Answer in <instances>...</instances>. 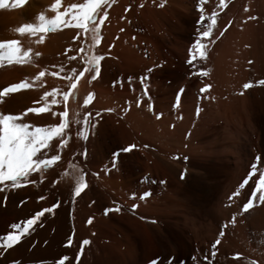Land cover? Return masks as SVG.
I'll use <instances>...</instances> for the list:
<instances>
[{"label":"bare ground","instance_id":"bare-ground-1","mask_svg":"<svg viewBox=\"0 0 264 264\" xmlns=\"http://www.w3.org/2000/svg\"><path fill=\"white\" fill-rule=\"evenodd\" d=\"M82 2L83 0H61L57 11L63 12L70 4ZM167 2L112 0L111 7L107 8L108 16L101 25V43L93 49V52L105 57L100 62L101 74L89 83L92 73L87 72L76 82L78 95L75 105L72 93L67 102L63 100L62 93L68 89L69 81L66 77L78 74L83 66L77 56L81 37L72 39L76 30L60 27L56 31L49 30L45 33L16 32V28L25 23H38L36 18L40 13L52 18L55 12L50 6L54 0H25L23 5L17 7L9 4L0 8V41L17 40L22 52L31 49L29 56L20 64H9L7 61L0 64V91L20 81L31 85L28 89H18L0 98V114L17 115L20 122L28 123L29 130H32L34 127L58 124L59 117H52L50 113L63 112L67 107L69 121L73 116L82 120L83 114L87 112L90 114V123L97 125L93 135L87 126L69 123L65 129L68 141L60 152L61 166L47 173L43 183L0 192V198L6 197L5 206L0 207V236L11 230V223H22L36 211L59 203L51 213H45L41 217L42 227L31 226L30 233L18 245L3 249L0 264H12L13 261L18 264H22V261L24 264H35L33 258L37 248H40L46 258H60L72 253L69 239H75L74 242L78 241L82 245V240L88 237L92 238L91 243L82 247L98 257L108 253L115 258L129 255L134 248L140 246L138 235L141 239L151 235L154 238L157 235L165 236L175 249L177 264L185 260L194 264L190 257L193 246L191 240L184 235L186 230L179 227L181 215L174 212L171 214L172 223L167 222L166 225L159 219L152 222L148 209L149 197L139 199L143 191L155 189L160 193L167 187L164 185L170 182L160 183L161 180H167V159L159 141H151L152 135L167 133L176 135V138H185L188 144L193 142L213 165L219 167L220 184L227 180L228 168L238 163L245 144L244 138L254 151L264 147V122L256 111L259 106L256 108L254 100L246 104L249 95L255 96L256 91H249L247 95L242 87L248 74L256 71L258 59L261 58L264 62V0H225L222 10L219 8V0H206L202 5L205 15H210L213 10L217 11L213 33L219 39L214 43H209L207 38L202 41L206 45V57L203 60L197 57L194 60L195 68L186 63L188 49L195 41L199 16L194 0ZM125 8L128 10L125 11ZM221 30H224L223 36H220ZM40 35L44 36L43 41H40ZM82 36L87 45L90 37L83 33ZM37 52L40 53L39 56L35 55ZM69 57L77 58L73 60ZM160 60L162 68H155ZM73 69L76 73H73ZM149 69L152 71L149 72ZM164 69L170 73L168 78L162 73ZM200 70H206L208 75H189L190 72ZM40 72L45 75L37 79ZM54 72L57 75H53ZM145 76L150 78L146 83L152 82L148 84V94L152 93L163 98L165 103L168 102L165 109L169 110L168 118L174 124L173 129L163 127L165 116L152 119L147 106L148 96H143L140 85ZM166 79L171 82L167 84ZM182 82L187 85V88L184 87V101L174 108L169 105L174 99L168 101L164 95H170L172 91L174 93ZM205 84L211 87L205 93H199L198 89ZM53 88L57 90L55 97L43 95L44 92L51 94ZM227 89L231 91L229 95L226 94ZM89 92L94 93V99L84 105L83 100ZM53 98L56 99V104H52ZM137 98L141 100L139 107L136 104ZM29 107H41L46 111L20 116ZM125 107L129 110L124 111ZM229 114L238 119H235V124L241 121L244 129H235L229 135ZM153 120L156 122L154 128L151 125ZM82 126L88 132L86 140L75 135ZM60 138L50 140L49 147L58 143ZM199 139L204 141L200 142ZM129 145L135 147L130 152H123L122 149ZM144 145L148 147L145 148ZM191 145L190 149L194 150L192 148L195 147ZM85 149L87 155L81 157L79 153ZM114 153H119L115 168L111 166ZM68 162L76 164L87 173L88 187L75 199L71 196L70 180L61 175ZM92 172H97L98 176L93 177ZM150 172L153 173L152 177ZM172 176L170 179L173 181L175 179ZM54 179L57 181L56 186L51 184ZM132 192L137 194L135 198H130ZM39 196H44L45 199L38 200ZM25 199L26 202L20 204ZM224 201L222 202L225 203ZM133 203L138 205L135 210L131 208ZM115 205H119L120 212L103 214L105 208ZM89 216L93 217V222L86 224L85 220ZM154 241L160 253L161 244L157 242V238Z\"/></svg>","mask_w":264,"mask_h":264},{"label":"snow or ice","instance_id":"snow-or-ice-1","mask_svg":"<svg viewBox=\"0 0 264 264\" xmlns=\"http://www.w3.org/2000/svg\"><path fill=\"white\" fill-rule=\"evenodd\" d=\"M25 0H0V8H4L11 4L12 7H17L23 5ZM206 3V0H197L196 8L199 13L198 19L196 21V35L195 41L188 49V59L186 63L195 68L196 64L194 60L198 57L203 60L206 57V45L202 43L204 39H208L209 43H214L216 39H219L218 36H215L213 33V27L216 24L217 20V11L213 10L210 15H205V9L202 7ZM61 4V0H54V3L51 4V9L55 12V15L52 18H47L44 13H40L36 18L38 23H25L22 26L16 28V32L20 34L24 33H45L49 30L56 31L60 27H71L76 30V35L73 36V40H76L77 37L80 38V46L77 50V56L83 62V66L78 74L71 75L66 77L68 79V89L62 93L63 100L68 101L69 95L77 88V81L81 77L85 76V73L91 72L89 83L93 80H96L100 73V62L105 59L101 54H96L93 52L98 45L101 43V25L105 22L106 17L108 16L107 8L111 7L112 0H83L82 3H72L68 7L64 8L63 12L57 11ZM161 6V5H158ZM225 6V0H219V8L222 10ZM128 9L125 8V11ZM247 11V9H245ZM123 18V17H122ZM249 19H255V17H249ZM231 24V21H229ZM227 27V26H226ZM83 34H87L90 37V42L85 45ZM224 35V30L220 31V36ZM40 41H43L44 36L40 35ZM17 40H7L0 41V64H3L7 61L9 64L16 63L20 64L23 62L24 58L29 56L31 49L27 51H21V48L18 46ZM36 56H39L40 53H35ZM77 57H69V59H76ZM251 63V62H249ZM73 73H76V70H72ZM149 72L152 69L148 70ZM57 75V73H52ZM44 72H40L37 75L39 77L44 76ZM190 76H207L208 72L206 70H200L198 72H190ZM148 77L145 76L140 81L142 94L143 96H148L149 85L146 83ZM256 84L264 85V79L256 81ZM30 84L26 81H20L18 83L12 84L10 87H5L0 91V98H3L5 94L14 92L18 89H28ZM252 86L251 82L244 83L242 85L243 89H249ZM211 86L205 84L203 87L198 89L199 93H205L207 89ZM183 87H178L176 90L175 103L173 107H177L180 103V97L183 94ZM57 90L52 89L51 94L49 92H44V96L48 97L52 95L55 97ZM94 99V93L89 92L83 100L84 105H88ZM57 101L55 98L52 99V104H56ZM127 105V101L125 102ZM141 103L140 98H137L136 104L139 107ZM149 110L151 111L152 105L149 103ZM124 111L129 110L128 107L123 109ZM46 110L41 107H29L25 112L20 113V116H25L26 113L38 114L45 112ZM106 111L111 112L112 109H106ZM52 117H59V123L56 125L48 127H34L30 129L28 123L20 122L19 116L12 114H0V192L5 189H17L28 184L43 183L44 176L50 171H54L55 168L60 167L62 163V157L60 155L61 150L65 147L68 141V135L65 133V129L68 128L69 123L76 125H84L92 130V134L95 135V129L97 125L95 123H90V114L84 113L83 119L78 120L74 116L69 121L68 110L65 107V111L56 113L51 112ZM99 115V113H97ZM162 113H157L156 118L160 119ZM174 125H170L172 127ZM63 134V135H62ZM76 137L79 139H87L88 132L86 127H80L79 131L75 133ZM54 137H61L58 143L49 147V142ZM134 145H129L122 149L123 152H130L134 148ZM145 148L148 145H144ZM51 153V154H50ZM75 155V153H72ZM81 157H86V149L79 153ZM119 153H114L111 160V166L116 167L118 163ZM173 159H178V157L173 156ZM186 159V157H185ZM254 163L250 165V176H255L257 173L259 179L255 181L256 191H253L249 194V197L241 203L240 211L249 212L253 207L258 206L254 203V200H258L264 203V168H258V162L260 157L256 156ZM62 176L70 180L71 196L73 199L80 196L82 192L88 187L86 180L87 173H85L81 168L77 167L76 164L68 162L67 166L63 168L61 173ZM93 177L98 176L97 172H92ZM184 173H181V179H183ZM32 177V179H30ZM147 179V178H145ZM161 184H164L165 181L161 180ZM53 186H56L57 181L54 179L51 181ZM248 184V179L245 178L238 187L243 189ZM240 192H232L228 199L231 201L234 197L238 198ZM136 193H130V198H135ZM151 193L149 191H143L139 195L140 200H144L149 197ZM38 200L45 199L44 196H39ZM26 202L25 200L20 201V204ZM6 197L0 198V207L5 206ZM19 206V205H18ZM59 203L54 206H50L39 211H36L30 218H27L22 223H11L10 231L7 234L0 236V255H3V249L13 248L18 245L21 239L27 236L30 233L31 226L37 225L42 227L41 217L45 213H51L53 207H58ZM138 207L136 203L131 205L132 210H135ZM121 209L119 205L114 207L105 208L103 210L104 215H108L110 212H120ZM237 214L234 213L231 217L230 223H234L236 220ZM93 222V217L89 216L86 220V224H91ZM224 232L221 231L218 236L222 237ZM46 243V242H45ZM68 244H71V240H68ZM90 241L88 239L82 240V245H89ZM220 244V239H216L213 242L212 247L215 249L216 245ZM83 251V248L80 250ZM215 252L211 253L212 256H215ZM239 253L233 254V258H238ZM79 255L77 256V260ZM72 264L67 256H62L58 258L54 264ZM12 264H18V262L13 261ZM155 264V262H153Z\"/></svg>","mask_w":264,"mask_h":264},{"label":"rangeland","instance_id":"rangeland-1","mask_svg":"<svg viewBox=\"0 0 264 264\" xmlns=\"http://www.w3.org/2000/svg\"><path fill=\"white\" fill-rule=\"evenodd\" d=\"M162 1L171 2L172 0ZM195 3L197 4V0H194V6L196 7ZM154 67L161 69L162 61L160 60ZM166 70L162 73L166 74V78H168L170 73ZM149 79L150 78L148 77V81ZM262 79H264V62L263 59L260 58L258 59L256 71L250 72L247 79L244 81V83L251 82L253 88L244 90L247 95L250 93L249 91H254V93L256 91L255 96L252 97L249 95L251 99L248 97L246 104H250L252 102L251 100H254L256 108L258 106L261 107H258V110L256 109V111L260 113L264 122V85L256 84V81ZM169 80H165L167 84L171 82ZM150 83L152 82L150 81L148 84L150 85ZM185 84L186 83L182 82L180 85V87H183L184 91L180 97L179 104H183L184 101L185 91L187 88V85ZM169 90H171V87ZM176 90L174 93L173 91L170 92V95H164V97H166L165 99L168 101L170 99H174L172 103L169 102V105L172 107L175 103L174 97L176 96ZM73 91L74 92H72L71 95L73 104L75 105L78 88ZM230 92L231 91L227 89L226 94L229 95ZM147 103V106L149 103L152 105L151 111L148 108L152 119L157 120L156 114L162 113L161 117L165 116V119L163 120V127L167 130L173 129L174 126L170 127V125L174 124L172 123V120L168 118L170 117L168 114L169 110L165 109L168 102L165 103L163 98H159L158 96L149 93ZM158 105H160V107ZM229 115L231 118V120L227 121V124L229 125H227V129L230 130L229 135L233 134L232 132H234L235 129H244L241 121H237L235 124L234 122L238 119L231 114ZM216 120H218V118H216ZM151 125L153 128L155 127V120L151 121ZM226 135H228V133ZM152 136V142L159 141V143L163 146L164 155L167 159L166 171H168L167 173L165 172V175H167L165 176V179L167 180L164 184H167L169 181L170 182L167 185H164L167 187L163 188L160 193L156 192L155 189L150 190L152 196H149L148 209L150 217L153 218H151V221L154 222L159 219L166 225L167 222L168 224H170V222L172 223L171 214L174 212L180 214L182 220L179 222V227L186 230L184 235L188 237L189 241L191 240L193 246L190 250V257L194 260V264H264V203L254 200V203L258 206L253 207L246 213L240 211L241 203L249 197L251 192L256 191L255 181L259 179V175L258 173L254 177L249 175L250 165L256 162L254 158L259 156L261 159L258 162V168H264V147H259L260 149L254 151L250 143L244 138L246 142L244 141L245 144L241 149L242 152L237 160L238 163L236 162L237 164L228 168L227 182L225 181L220 184L218 183V178L220 176L219 167L213 165L209 158L206 157L204 153L200 152L199 148H196V146L193 145V142L190 144H192L191 146H194L195 148H192L194 150H191L190 144H188L185 138H176V135H168L167 133L161 136H157L153 133ZM199 138L201 139V137ZM200 139V142L204 141ZM200 142L197 145H199ZM196 143L197 142H195V144ZM173 156L178 157V160L176 159L175 161V159L172 158ZM173 168L175 169L173 170ZM169 170H173L174 172L171 171V173L168 174L170 172ZM151 171L153 172V170ZM152 172H150L151 177L153 176ZM182 172L184 173L183 179H181ZM170 176H172V179L175 180H177L176 178L178 177V182L176 181L173 183L175 180L172 181ZM245 178L248 179V184L243 189H240L238 185ZM169 184L171 186H169ZM222 189H224V191H222ZM234 191L240 192L241 194L238 198L234 197L230 201L228 197ZM234 213L237 214L236 220L234 223H230L231 217ZM221 231L224 232L222 237L218 236ZM156 238L157 242L161 244V254L158 253V247H156L154 241ZM156 238L151 235V237L149 236L146 239L142 237L141 239V236L138 235V243H141L140 246H137L136 249L133 247L134 250H132L129 255L118 256L115 258L111 257L108 253L98 257L82 247L78 241V244L74 242L76 241L74 239L71 241L72 253H68L66 256L70 258L69 260L72 264H106V262L107 264H115L117 261L118 262L116 264H153V262H155V264H177L175 249L174 247L172 248L171 244H169L168 239L163 235H157ZM88 239L91 243L92 238L90 239L88 237ZM216 239H220V244L216 245L214 249L212 245ZM80 247L84 249L82 252L80 251ZM39 249L40 248L35 249V257L33 258L35 264H48V261L49 264H54V262L59 258H46ZM213 251L216 253L215 256L211 255ZM235 253H239L240 256L238 258H233V254ZM78 255L79 258L77 260ZM112 259L115 261H111ZM21 263L24 264L25 262L22 261ZM180 264H189V261H181Z\"/></svg>","mask_w":264,"mask_h":264}]
</instances>
